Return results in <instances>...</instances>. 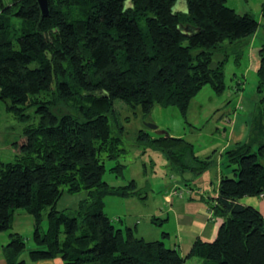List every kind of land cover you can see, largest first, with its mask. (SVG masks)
Returning <instances> with one entry per match:
<instances>
[{
	"label": "trees",
	"instance_id": "1",
	"mask_svg": "<svg viewBox=\"0 0 264 264\" xmlns=\"http://www.w3.org/2000/svg\"><path fill=\"white\" fill-rule=\"evenodd\" d=\"M180 1L49 0L50 15L42 18L37 0H0V100L21 120L28 105L36 104L40 114L17 142L16 159H0V233H10L8 264H26L20 260L25 238L11 231L18 209L34 219L32 261L187 264L198 257L202 264H264V215L239 202L264 193V143L254 149L255 131L252 140L225 151L233 175L221 177L217 197H203L223 219L214 241L198 238L183 255L163 239L147 241L133 227H117L104 211L108 196L140 195L135 180L124 186L104 180L103 155L116 161L112 172L122 175L125 168L118 161L124 129L118 134L112 125L115 100L145 114L176 107L186 117L205 85L218 94L227 90L232 50L258 30L254 16L227 0H183L186 9L177 11ZM260 61L257 123L264 126V45ZM63 106L77 112H62ZM137 139L163 151L179 173L199 177L215 163L212 156L199 157L183 137H154L143 129ZM82 190L93 197L88 208L82 202L77 213L57 209L64 192Z\"/></svg>",
	"mask_w": 264,
	"mask_h": 264
},
{
	"label": "rangeland",
	"instance_id": "2",
	"mask_svg": "<svg viewBox=\"0 0 264 264\" xmlns=\"http://www.w3.org/2000/svg\"><path fill=\"white\" fill-rule=\"evenodd\" d=\"M227 4L235 8L239 13H249L256 18L259 26L252 42L255 46L264 45V0H227ZM247 44V41H243L239 43L238 48L232 50L233 53L225 69L228 83L227 90L222 94H218L211 85H205L193 98L186 117L176 107L160 108L156 106L150 114H145L140 107L126 105L120 99L115 100L114 106L117 111L115 117H112V125L118 134H121V127L124 129L121 135L123 138L122 147L125 149V153L118 161L124 164L125 168L122 175L112 172L110 168L116 165V161L108 160L103 155L107 167L104 180L111 186H124L129 184L131 180H135L140 194L128 197L114 195L104 199V211L112 218L113 223L117 227H138L137 236L140 237V231H144L145 234H148L147 236L145 235L147 241L156 240L158 232H167L173 223L170 221V223L159 224L158 220L156 223L152 221L154 215L159 216L162 213L161 209L165 210V208L169 207L165 200L166 195L169 194L174 198L178 196L184 197L188 187L195 186L193 185V174L191 172L179 173L163 151L146 146L138 141V133L143 129L149 130L154 137L159 135L148 127L149 123L157 125L159 130L168 131L170 136L183 137L192 142L196 153L202 158H206L209 155L214 156L215 163L204 173L206 179L204 187L209 194H213L216 190V171L218 167L223 169L225 173L232 172V167H228L226 156L223 155V158H220L216 151H213L212 145L217 142H224L225 139L222 134L226 128V134L228 135L232 124L229 120H236L235 117L237 116L234 115L233 109L237 102V96L234 93V89L238 80H243L245 84L243 89L245 93V108L238 110L236 113L239 122L250 120L251 123L258 112V108L261 107L259 101L261 95L257 90L258 75L254 72L248 73L246 71L249 51L252 48L248 47ZM244 74L245 77L243 76ZM54 87L55 83L53 84ZM40 96L41 94L39 98ZM229 100H232V103H229ZM71 104L73 103L71 102ZM221 104H226L225 114H223L224 111H220V113L215 115L217 111L214 108L216 106L220 107ZM57 109L59 108L55 110ZM70 111L77 112L73 107L63 106L62 112ZM24 113L27 118L21 120L13 112H9L5 103L0 100V159L3 161L8 162L16 159L20 152L17 142L22 139L24 129L30 125H37L40 120L36 104L26 106ZM216 123L220 127L219 132L213 130L216 127ZM254 124V126L259 125L256 121ZM255 132L259 133L258 143L254 146L256 150L260 142L264 143V129L260 131L259 128H256ZM219 150L220 148L218 152ZM211 182H213V185ZM140 196L145 197L142 198ZM92 200L93 197L86 190L75 194L64 192L57 204V209L66 213H77L83 208L81 207L82 202H85L86 207L84 205V208H88L87 206ZM20 211L25 210L18 209L17 213ZM17 213L12 232L18 231L24 236L26 249L20 255V258H25L28 257L30 249L38 248L33 239L34 219L32 217L33 223L30 225ZM47 217V215H44V230L49 226ZM5 235H9V231L5 232ZM174 237L173 235L172 240L166 237L160 238L170 247ZM186 263L202 264V260L194 257L187 259Z\"/></svg>",
	"mask_w": 264,
	"mask_h": 264
},
{
	"label": "crops",
	"instance_id": "3",
	"mask_svg": "<svg viewBox=\"0 0 264 264\" xmlns=\"http://www.w3.org/2000/svg\"><path fill=\"white\" fill-rule=\"evenodd\" d=\"M185 9H186V3L185 1L181 0L177 5L176 10L182 11ZM255 35L250 39V41H248V44H247L248 47H252V48L249 51L248 65L246 66V71L248 73L254 72L257 74L259 67H260V62H261L260 61V49L262 48L263 45L255 46V44L252 42ZM243 76L245 77V74ZM244 87H245V84L243 80H238V82L236 83V87L234 89V93L237 96V102L233 109V111L235 112L234 115L237 116L235 117L236 120H233V119L232 121L229 120V122H231L232 124H231L228 135L226 134L227 132L226 128H225V132L222 134V136L225 139L224 142L222 143L217 142L212 145L213 151H216L217 155L220 158H223L225 151L229 149L231 146L235 145L236 143H239V142L243 143V142H248L252 140V135L256 129V126H254L255 125L254 122L256 121L257 123V121L259 120L258 117L260 114V108H258V112L255 115V117H253V121L251 123H250V120H245L244 122L240 123L238 120V115H236L238 110H243L245 108V101H244L245 93L243 92ZM231 101L232 100H229L228 102L232 103ZM159 107L164 108L161 106ZM214 109L217 111L215 115L217 113H220V111L221 112L224 111L223 114H225L226 104L225 105L221 104L220 107L216 106ZM217 125L218 123H216L215 125L216 127L213 129L215 132L216 131L219 132L220 130V127H218ZM260 125L261 123H259V128H264V126L262 125L260 126ZM219 148L220 150L218 152ZM197 155L202 158V156H200L199 154ZM209 156H212L214 158L213 155H209ZM216 172H217L216 174L217 187L213 194H209V192H207V190L204 187L205 186L204 184L206 182V179L204 176L205 174L199 177H196L193 174V181H194L193 185H195L194 186L195 188L192 186H189L188 189L185 191L186 196L184 197L178 196L174 198L170 196L169 194L166 195L165 200H166V203L169 204L168 205L169 207L167 209L165 208V210L161 209L162 213L159 216L154 215L153 218L162 219L161 224H163L164 222L170 223V221L173 223L167 232H162V233L158 232V236H156L157 237L156 240L161 239L163 237H166L167 239L172 240V236L174 235L175 236L174 241L171 242L172 246L170 247L178 248L183 255H186L190 251L196 239L200 238L206 242H212L216 239L219 228L223 222V219L213 215L212 211L210 210L209 205L206 203V201H204L203 197H209V196L217 197L218 192H219V183H220L221 177L223 175H229V176L233 175L232 172L225 173L223 169H220V167L217 168ZM211 184L213 185V182H211ZM239 202L244 205L254 206L255 208L259 209L261 213L264 215V197L246 196V197L241 198ZM16 213H15L13 224L15 223ZM17 214L18 216L23 217L30 225L33 223L32 216L26 210L20 211ZM29 216H31L30 217L31 219L29 218ZM160 216H165V217H160ZM133 228H135V232L137 230L139 231L138 227H133ZM15 232H18V231H15ZM145 235L147 236L148 234H145L144 231L142 232L140 231V237L146 240ZM0 236H1L0 264H8V261L5 255L6 253L5 248L10 241V233L9 235H5V232H1ZM21 259L25 260L26 264H65L63 259L60 257L53 258V259L32 261L29 258V254H28V257L20 258V260Z\"/></svg>",
	"mask_w": 264,
	"mask_h": 264
},
{
	"label": "water",
	"instance_id": "4",
	"mask_svg": "<svg viewBox=\"0 0 264 264\" xmlns=\"http://www.w3.org/2000/svg\"><path fill=\"white\" fill-rule=\"evenodd\" d=\"M39 7L41 9L42 18L48 17L50 15V6L49 0H37ZM148 127L153 129L159 135L169 136L168 131L166 130H159L158 126L152 123L148 124Z\"/></svg>",
	"mask_w": 264,
	"mask_h": 264
},
{
	"label": "built area",
	"instance_id": "5",
	"mask_svg": "<svg viewBox=\"0 0 264 264\" xmlns=\"http://www.w3.org/2000/svg\"><path fill=\"white\" fill-rule=\"evenodd\" d=\"M176 194V193H175ZM260 197H264V193H262L261 195H260Z\"/></svg>",
	"mask_w": 264,
	"mask_h": 264
}]
</instances>
